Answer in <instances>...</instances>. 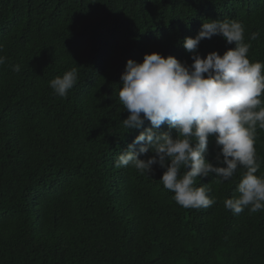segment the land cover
Wrapping results in <instances>:
<instances>
[{
  "label": "trees",
  "instance_id": "1",
  "mask_svg": "<svg viewBox=\"0 0 264 264\" xmlns=\"http://www.w3.org/2000/svg\"><path fill=\"white\" fill-rule=\"evenodd\" d=\"M207 20L240 22L245 42L259 31L248 58L264 62V0H0V264H264V211L223 203L242 168L197 178L217 203L196 209L172 199L158 166H115L139 134L122 125L126 62L155 52L190 65L182 42ZM234 46L213 36L199 53ZM73 67L59 97L49 82ZM255 148L264 175V130Z\"/></svg>",
  "mask_w": 264,
  "mask_h": 264
},
{
  "label": "clouds",
  "instance_id": "2",
  "mask_svg": "<svg viewBox=\"0 0 264 264\" xmlns=\"http://www.w3.org/2000/svg\"><path fill=\"white\" fill-rule=\"evenodd\" d=\"M244 33L236 20H207L194 38L182 42L190 65L155 52L145 54L142 62H126L118 96L129 115L122 125L139 134L122 150L117 168L131 166L150 176L158 166L163 170L159 181L174 193L172 199L183 208L196 209L217 203L208 184L195 186L197 178L211 174L222 184L242 168L238 195L226 198L224 207L234 215L245 209L264 211V175H257L261 162L255 148L257 129L264 130V62L248 58L251 41L258 40L260 32H252L248 42ZM213 36L234 48L202 57L201 41ZM6 61L0 56V65ZM12 70L19 73L21 67L13 64ZM77 81L73 67L52 79L49 87L66 97ZM162 126L169 131H162ZM210 141L215 144V163L208 159Z\"/></svg>",
  "mask_w": 264,
  "mask_h": 264
}]
</instances>
